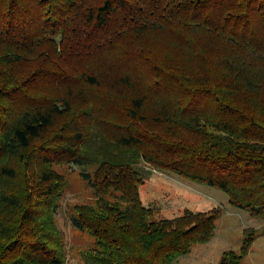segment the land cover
<instances>
[{
	"label": "trees",
	"instance_id": "trees-1",
	"mask_svg": "<svg viewBox=\"0 0 264 264\" xmlns=\"http://www.w3.org/2000/svg\"><path fill=\"white\" fill-rule=\"evenodd\" d=\"M141 163L264 220V0H0V264H66L62 165L97 197L71 219L84 264H174L209 242L220 210L157 219Z\"/></svg>",
	"mask_w": 264,
	"mask_h": 264
},
{
	"label": "rangeland",
	"instance_id": "rangeland-1",
	"mask_svg": "<svg viewBox=\"0 0 264 264\" xmlns=\"http://www.w3.org/2000/svg\"><path fill=\"white\" fill-rule=\"evenodd\" d=\"M143 184L139 187L142 203L156 210L157 219L182 216L185 211L206 212L220 210L213 238L193 246L191 252L174 264H218L222 252L237 251L244 229L253 228L262 233L252 244L243 264H264V220L250 217L246 212L231 206L224 192L184 180L172 173L157 172L146 164H140ZM67 182L55 214L56 226L63 238L66 264H84V254L92 239L72 224L74 207L94 205L97 197L73 165L55 166Z\"/></svg>",
	"mask_w": 264,
	"mask_h": 264
}]
</instances>
